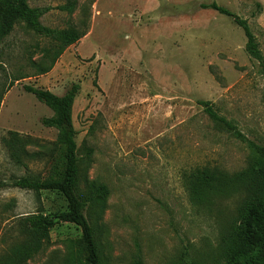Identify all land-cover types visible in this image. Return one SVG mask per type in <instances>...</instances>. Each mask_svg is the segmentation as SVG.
I'll use <instances>...</instances> for the list:
<instances>
[{
    "label": "rangeland",
    "instance_id": "1",
    "mask_svg": "<svg viewBox=\"0 0 264 264\" xmlns=\"http://www.w3.org/2000/svg\"><path fill=\"white\" fill-rule=\"evenodd\" d=\"M67 1L28 0L51 8L44 26L85 32L50 72L37 69L49 62L41 52L51 48L47 38L22 22L0 38V261L25 242L22 216L68 209L57 191H42L39 203L33 191L14 185L27 174L48 178L63 164L58 151L51 160L25 158L23 166L11 158L10 131L40 145L57 139L42 122L53 111L25 87L62 96L80 84L73 106L80 187L86 192L90 181L108 187L103 211L90 210L106 264H134L138 254L144 264H179L184 253L199 264H220L221 235L241 195L195 206L184 175L202 166L241 171L251 149L199 102H212L248 140L264 145V75L246 52L243 29L202 5L217 2L247 19L264 53V0H72V14L58 8ZM50 234L51 245L26 264H78L81 228L58 223Z\"/></svg>",
    "mask_w": 264,
    "mask_h": 264
},
{
    "label": "trees",
    "instance_id": "2",
    "mask_svg": "<svg viewBox=\"0 0 264 264\" xmlns=\"http://www.w3.org/2000/svg\"><path fill=\"white\" fill-rule=\"evenodd\" d=\"M75 6V1L68 0L58 8L72 14ZM202 7L232 18L243 29L247 38L246 52L258 62L260 73L264 75V53L248 20L217 2L204 4ZM50 9L31 7L28 0H0V38L8 36L16 24L22 22L27 29L51 42V48L41 50L43 57L49 62L48 65L37 64L39 74L50 72L64 51L85 35L84 31L73 26L63 29L44 26L41 18ZM13 85L14 83L10 84V88ZM80 88V84H74L64 95L59 96L49 90L25 87L27 92L32 93L53 111V116L44 118L42 122L45 126L57 130V139L52 143L40 145L32 138L22 137L19 133L10 131L6 143L11 158L17 166H23L25 158L40 155L51 160L58 151L60 156L62 154L63 164L62 171H56L48 178L27 174L16 178L14 185L19 189L33 191L39 203L42 191H57L65 197L68 209L51 216L44 214L41 208L35 213L22 216L18 228L25 242L12 248L0 264H26L34 259L51 245L50 233L58 223H73L82 230L81 238L76 241L79 253L82 254V257L77 258L78 264H106L96 229L91 221L90 210L100 208L103 211L109 196L108 187L95 181L88 182L86 192L80 187L83 160L73 125V106ZM199 104L218 127L244 139L251 149V154L247 166L238 172L230 173L217 166H202L186 173L184 186L190 201L195 206H213L217 198L241 195L235 215L221 235L224 252L220 264H264V145L248 140L232 121L227 120L215 109L212 102L200 101ZM31 144L37 145L41 150L31 155L26 149ZM91 154L92 150L88 149L87 157ZM53 166H57L56 159ZM134 264H144L140 254ZM179 264L199 263L192 261L189 255L184 253Z\"/></svg>",
    "mask_w": 264,
    "mask_h": 264
}]
</instances>
